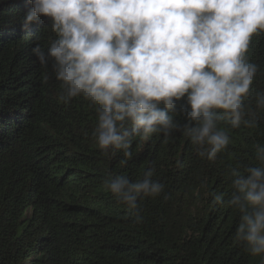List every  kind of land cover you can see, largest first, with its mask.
<instances>
[{
	"label": "trees",
	"instance_id": "trees-1",
	"mask_svg": "<svg viewBox=\"0 0 264 264\" xmlns=\"http://www.w3.org/2000/svg\"><path fill=\"white\" fill-rule=\"evenodd\" d=\"M26 11V0H0V264H261L235 240L239 213L227 205L229 166H257L255 146L264 144L254 96L247 103L258 126L231 130L214 162L179 132L135 140L130 157L104 152L91 136L94 110L80 97L60 102L50 63L32 52L37 43L47 49L50 22L25 30ZM246 55L260 68L252 92L264 91V32ZM149 168L164 189L138 199L135 223L103 181L113 174L135 182ZM221 193L225 203L215 204Z\"/></svg>",
	"mask_w": 264,
	"mask_h": 264
},
{
	"label": "clouds",
	"instance_id": "clouds-1",
	"mask_svg": "<svg viewBox=\"0 0 264 264\" xmlns=\"http://www.w3.org/2000/svg\"><path fill=\"white\" fill-rule=\"evenodd\" d=\"M26 7L23 29L44 17L53 33L33 54L45 68L50 63L60 102L80 97L94 110L91 136L104 152L130 157L135 140L179 132L214 162L231 130L258 126L247 101L254 96L264 110V91L252 92L260 68L246 54L264 32V0H26ZM182 99L186 106L177 109ZM255 159L257 166H229L227 205L239 213L235 240L264 264V144ZM154 171L135 182L113 174L103 181L135 223L138 199L163 192ZM213 202L223 205V194Z\"/></svg>",
	"mask_w": 264,
	"mask_h": 264
}]
</instances>
